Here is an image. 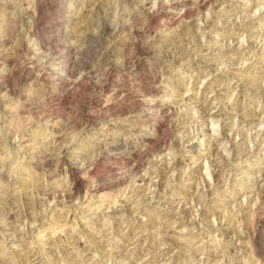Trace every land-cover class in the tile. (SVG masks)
I'll return each instance as SVG.
<instances>
[{
  "label": "rangeland",
  "instance_id": "obj_1",
  "mask_svg": "<svg viewBox=\"0 0 264 264\" xmlns=\"http://www.w3.org/2000/svg\"><path fill=\"white\" fill-rule=\"evenodd\" d=\"M173 1L0 0V264H264V0Z\"/></svg>",
  "mask_w": 264,
  "mask_h": 264
},
{
  "label": "bare ground",
  "instance_id": "obj_2",
  "mask_svg": "<svg viewBox=\"0 0 264 264\" xmlns=\"http://www.w3.org/2000/svg\"><path fill=\"white\" fill-rule=\"evenodd\" d=\"M159 1H161V0H159ZM170 1V0H169ZM191 1V0H190ZM223 0H196L195 1V4H196V6L197 7H205V6H207L208 4H210V3H216V4H218V3H220V2H222ZM157 2V1H156ZM174 2V1H173ZM188 2V0H182V1H176V2H174V7L175 8H177V7H179V6H182V16H184L186 13H188V12H190L189 11V8H185L184 9V6L186 5V3ZM193 2V1H192ZM191 3V2H190ZM171 4H172V2H171ZM170 4V5H171ZM193 4V6H195L194 5V3H192ZM154 5V4H153ZM211 5V4H210ZM167 6V5H166ZM165 6V7H166ZM193 6H191V8L193 7ZM160 8V7H159ZM174 8V9H175ZM181 8V7H180ZM194 8V7H193ZM161 9V8H160ZM179 11V10H178ZM181 11V10H180ZM199 11V10H198ZM157 12L156 11H154V10H152L151 12H150V14L148 15L149 16V18H153L154 17V15L156 14ZM181 13V12H180ZM140 15V14H139ZM181 15V14H180ZM249 17V16H248ZM253 17V16H252ZM149 18H147V19H149ZM251 19V18H250ZM102 25H103V23H102ZM179 26V25H178ZM187 27V26H186ZM183 30H182V27L176 32V35L174 34L173 35V37H175V36H177V35H179L180 37H181V32H182ZM183 35V34H182ZM184 36V35H183ZM178 37V36H177ZM176 38V37H175ZM174 38V39H175ZM178 42V41H177ZM137 45V44H136ZM139 46H141V45H139ZM47 47V46H46ZM136 47V46H135ZM142 47V46H141ZM146 47V46H145ZM142 49V48H141ZM178 50V49H177ZM140 51V50H139ZM142 51V50H141ZM158 51H159V49H158ZM107 52V51H106ZM110 52V51H109ZM162 52V51H161ZM147 53L149 54L150 53V51H147ZM159 53V52H158ZM103 54V53H102ZM144 54H145V52H144ZM109 55V54H108ZM125 55V54H124ZM123 55V56H124ZM89 56V55H88ZM147 56V55H146ZM105 57V56H104ZM107 57V56H106ZM109 57V56H108ZM135 57V56H134ZM133 57V58H134ZM149 57V56H148ZM153 57V56H152ZM52 58V57H51ZM100 58V57H99ZM125 58V57H124ZM127 58V57H126ZM132 58V59H133ZM100 62H102V61H100ZM128 62H130V61H128ZM157 63V62H156ZM156 63H155V65H156ZM101 64V63H100ZM139 64V62H138V60H135L134 62H133V64L132 65H138ZM154 64V63H153ZM105 65V64H104ZM157 65H158V63H157ZM118 66V65H117ZM125 66V65H124ZM159 66V65H158ZM114 67H115V65H114ZM122 67V66H121ZM150 67V66H149ZM109 68H111V67H109ZM134 68V67H133ZM143 68V67H142ZM153 68V67H152ZM66 69V68H65ZM98 69V68H97ZM107 69V68H106ZM117 69H118V67H117ZM148 69V68H147ZM67 70V69H66ZM115 70V69H114ZM130 70V69H129ZM157 70V69H156ZM65 71V70H64ZM159 72V71H158ZM158 72H156V73H158ZM155 73V74H156ZM87 74V73H86ZM159 74V73H158ZM149 76V75H148ZM152 76V75H151ZM155 78V77H154ZM148 79V78H147ZM155 80V79H154ZM158 82V81H157ZM101 83V82H100ZM105 83V82H104ZM103 83V84H104ZM153 83V82H152ZM162 87V86H161ZM100 88H101V86H100ZM105 88V87H104ZM97 90V89H96ZM162 90V89H161ZM164 90V89H163ZM155 91H158L157 89H156V87H155V89L153 88V89H151V91H150V94H149V96H147V97H149L150 99H151V102H148V104H143V107H141V108H139V110H138V112H133V111H130V114L129 115H127V116H124L122 119L123 120H127V121H133V123H135V124H142V123H144V121H146V119H147V117L148 116H152V117H155V122H156V124L154 125V129L155 130H157L158 128H162V127H166V125H165V122L166 121H164V118L165 117H167L168 115H169V113H168V111H170V110H173V109H171V107H169V106H167L166 104H164V106H160V102L158 101V97L157 96H155L154 98L153 97H151V93L152 92H155ZM145 92V91H144ZM146 94V93H145ZM156 94H157V92H156ZM155 95V94H154ZM121 103V102H120ZM135 106V105H134ZM123 107V106H122ZM124 108V107H123ZM120 109V108H119ZM106 110V109H105ZM118 110V109H117ZM131 110V109H130ZM127 111V110H126ZM174 111V110H173ZM123 112V111H122ZM121 111L119 112V114H124V113H122ZM104 113V112H103ZM118 113V112H117ZM176 114V113H175ZM183 114H184V112H183ZM186 114V113H185ZM184 114V115H185ZM105 115V114H104ZM173 115V114H172ZM184 115H182V117L184 116ZM181 116V115H180ZM104 117V116H103ZM105 118V117H104ZM116 118V117H115ZM88 119V118H87ZM171 119V118H170ZM86 120V119H85ZM125 120V121H126ZM183 121H184V119H183ZM181 119H180V117H178L177 119H175V121H174V123H173V125H177L178 123L180 124V122L182 123L183 122ZM90 122V121H89ZM92 122V121H91ZM172 122H173V120H172ZM171 123V122H170ZM142 126V125H141ZM169 128V127H168ZM165 129V128H164ZM162 130V129H161ZM166 130H167V127H166ZM258 132V131H257ZM165 133V132H164ZM160 134V133H159ZM186 135V134H185ZM186 137V136H185ZM184 137V138H185ZM183 138V137H182ZM181 138V139H182ZM54 139V138H53ZM143 140V144H142V147H138V148H135V149H127V148H123V146H121V147H119L118 145H115V146H112L111 148L110 147H106L104 144L103 145H101V146H99V148H97L95 151H94V153L92 154V156L90 155V159H88L87 161L88 162H92V161H94V160H98V159H102V158H105V157H108L109 155H111L110 154V152L113 150V151H115V152H112V154H118V155H121L122 153H126L127 152V155L130 157V158H132V159H134V158H136V159H140V156L143 154V152L144 151H146L145 150V148H146V146H148V145H150V146H152L151 148L153 149V147L154 148H156V149H159V150H161V149H163V148H165L166 147V139L165 140H163V138L161 139L160 138V136H156V137H153V136H145V138H143L142 139ZM185 140L186 139H184V142H185ZM168 142V141H167ZM183 142V143H184ZM94 150V149H93ZM143 156V155H142ZM116 157V156H115ZM126 157V156H125ZM52 158H53V155H52ZM61 161V160H60ZM86 161V162H87ZM131 161V160H130ZM95 163V162H94ZM48 164V163H47ZM52 164V163H51ZM130 167L133 169V170H137L138 169V167H139V162H138V160H134V161H131L130 162ZM173 165V164H172ZM166 166V165H165ZM164 166V167H165ZM50 167V166H49ZM68 167H70V166H68ZM74 168V167H73ZM77 168V167H76ZM172 168V166L170 167V166H166L164 169H166L167 171H169L170 169ZM72 170V169H71ZM69 171V170H68ZM157 172V171H156ZM160 174H162L161 173V171H158ZM157 172V173H158ZM159 174V175H160ZM165 174V173H164ZM163 174V175H164ZM170 174V173H169ZM53 175V174H52ZM162 176V175H161ZM72 178V177H71ZM140 178V179H139ZM144 177H143V175H140L139 177H138V180H142ZM166 178V177H165ZM261 179H262V181H264V173L262 174V176H261ZM77 181V180H76ZM73 182V181H72ZM74 183V182H73ZM75 185V184H74ZM74 185L72 184L71 185V187L69 188V189H67L64 193H56V192H53L52 194H50V196L53 198V199H55L56 200V202H58V198L60 197H62L64 200L65 199H70V198H72V195H73V192H75L74 191ZM76 190V189H75ZM39 192V191H38ZM41 192V191H40ZM77 192V191H76ZM47 194V193H46ZM49 194V193H48ZM30 199V198H29ZM37 199V198H36ZM28 201V200H27ZM39 201V200H38ZM41 201V200H40ZM42 203V202H41ZM38 204V203H37ZM27 208V207H26ZM7 213V212H6ZM13 217V214H12V212L10 211H8V214H7V218L8 219H13L12 218ZM178 218V217H177ZM7 220V219H6ZM162 238V237H161ZM160 257V256H159ZM133 262V261H132Z\"/></svg>",
  "mask_w": 264,
  "mask_h": 264
}]
</instances>
